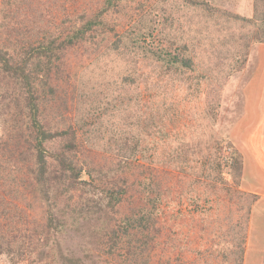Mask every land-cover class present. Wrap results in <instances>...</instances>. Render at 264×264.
<instances>
[{
	"label": "rangeland",
	"instance_id": "1",
	"mask_svg": "<svg viewBox=\"0 0 264 264\" xmlns=\"http://www.w3.org/2000/svg\"><path fill=\"white\" fill-rule=\"evenodd\" d=\"M106 1L61 0L43 8L45 0H0V10L13 4L9 22L24 21L32 32L34 16L41 30L58 34L83 8L93 15ZM199 2L191 6L182 0L119 1L102 14L100 28L64 53L57 77L64 92L57 97L65 100L66 108L61 106L53 116L47 108L45 114L53 125L61 120L59 113L71 121L79 160L92 170L94 179L87 181L98 191L99 185L126 190L117 212H109L107 228L94 234L81 230L63 238L69 245L66 253L86 264H137L146 259L147 252L123 254L126 241L120 230L124 216H137V209L145 197H153L158 184L166 193L156 225L160 233L154 236L146 264H264V253L257 255L259 259L245 258L250 209L256 198L240 186V176L233 179L234 168L225 166L226 145L238 152L240 160L241 150L251 153L252 145L264 146L260 88L264 71L253 84L256 72L248 65L252 48H258L252 40L258 21L234 22L226 17L230 13L250 18L255 0ZM257 3L258 10L264 11V3ZM5 37L10 39L11 32L0 30V48ZM259 45L263 53L264 44ZM151 48L189 57L194 68H183L182 74L172 69L165 75L160 63L147 58ZM127 77L133 82L125 81ZM11 83L0 70V227L12 236H26V253L16 264H57L49 256L31 262L35 245L29 244L28 237L37 243L33 231L44 223L47 206L28 192V162H21L18 155L27 149V129L22 120V126L17 125V117L23 118L22 93ZM251 86V99L245 101L244 87ZM246 107L252 113L248 118ZM124 142L126 155L120 148ZM98 191L84 197L98 201ZM80 194V189L72 190L73 201ZM54 212L60 215L55 208ZM259 222H264V216ZM110 230H116V241L121 238L116 247ZM130 232L136 245L142 236ZM261 232L264 240V228ZM56 237H51L49 247L59 241ZM0 264L11 261L0 256Z\"/></svg>",
	"mask_w": 264,
	"mask_h": 264
},
{
	"label": "trees",
	"instance_id": "2",
	"mask_svg": "<svg viewBox=\"0 0 264 264\" xmlns=\"http://www.w3.org/2000/svg\"><path fill=\"white\" fill-rule=\"evenodd\" d=\"M66 1L62 0V2ZM119 1L122 0L106 1L93 15H88L87 10L83 8L82 12L74 20H71V23L69 21V25L58 34L47 28L41 30V26L35 24L37 22L34 16L31 17L32 32L24 21L15 19L18 23L9 22L13 16L11 9L13 4H10V7L3 6V9L0 10V30L2 33L8 32V35L11 32V38L5 37L6 43L0 48V70L22 93L20 101L23 104V118L17 117L20 121L17 125L22 126V120L27 129V139L24 144L27 147L26 153L22 155L21 152L18 155L23 158L21 162H28L26 166L28 192L38 198L40 202H45L47 206L44 223L37 225L33 231L37 243H32V236L28 237L29 244L35 245V255L31 262L42 261L43 257L49 256L57 264H86L80 258L69 254L70 252L66 253L69 250V245L63 238L65 235L72 238L81 230L90 231L92 234L97 233L98 229L103 231L109 224V212H117L116 208L123 201L121 196L126 194L125 189L117 191L103 185H99L98 191L93 182L87 181L86 178L90 181L94 179L91 175L92 170L85 168L79 160L77 132L71 121L62 119L64 116L59 113L61 120H55L53 125L45 114L47 108L52 116L61 106L64 105L63 108H66L65 100L57 97L58 93L64 92L57 78L59 69L64 65V53L78 43L87 40L94 30L100 28L102 14ZM182 1L191 6L201 4L199 0ZM58 2L61 0H45L42 7L49 8L50 4L56 5ZM257 2L264 3V0H255L252 16L248 19L230 13H227L226 17L231 18L234 22L257 20L258 27L252 40L253 43L264 44V11L258 10L259 3ZM15 6H17L16 3ZM206 8L213 10L212 6L208 4ZM35 10L38 11L36 8ZM134 41L132 38L131 42L134 43ZM119 45L117 44L114 49H117ZM146 53L149 54L147 57L149 60L160 63L162 69H165L163 73L165 75L172 69L182 74L183 68L186 70L194 68L189 57H177L167 50L156 51L151 48L147 49ZM125 81L133 82L129 77L125 78ZM57 100L60 101L59 104ZM16 104L18 105L17 101ZM79 127L82 128L80 125ZM49 144H54L55 149L50 150ZM125 145L126 142L120 146L121 149L124 148L123 155H126ZM226 147H228L227 157L229 158L225 159L226 164L225 162L224 164L234 168L236 173H234L233 179L237 181L241 172V160L238 152L231 145H226ZM216 166L219 167V161H216ZM76 189H80L81 194L78 201H73L72 190ZM95 191L99 192L98 201L84 197V195ZM152 191L154 192L153 197H150L152 195L145 197L144 205L137 209L139 212L137 216H124L122 220L123 227L120 232L124 236L121 238L126 241L123 254L132 256L149 253L143 262L137 264L148 263L149 255L155 246L154 236L160 233V229L156 225L160 214L159 206L163 204V195L166 191L160 190L159 184ZM100 201L102 204H99ZM54 208L59 212V216H56ZM95 225L98 227H93ZM130 230L138 233L133 236H142V239L136 240L137 243L134 242L136 245H132ZM110 231L112 239L115 236L113 246L116 247L121 238L116 241L118 235L116 230ZM9 232V230L0 227V256L7 257L11 264H16L26 253L24 247L26 236L24 234L12 236ZM52 236H57L56 239L59 236L60 239L59 241L55 240L54 244L49 247ZM44 248L45 250H43ZM92 264L95 263L92 262Z\"/></svg>",
	"mask_w": 264,
	"mask_h": 264
},
{
	"label": "crops",
	"instance_id": "3",
	"mask_svg": "<svg viewBox=\"0 0 264 264\" xmlns=\"http://www.w3.org/2000/svg\"><path fill=\"white\" fill-rule=\"evenodd\" d=\"M253 47L249 54V66H253L255 69L254 73L256 75L254 78H251V82L253 84L257 83L258 74L264 71V52H259L260 45L256 44ZM264 49V47H263ZM255 63V64H253ZM253 73V74H254ZM264 73V72H263ZM264 78V77H263ZM247 89L250 87H246ZM244 87V99L248 101L251 99V93L254 91V87L251 86L249 96H245V91L247 90ZM260 88H263L264 91V81L262 82V86L260 84ZM262 100L264 101V94L262 92ZM253 105V104H252ZM264 108V104H263ZM256 110V111H255ZM253 111V118L256 116V112L258 113V108ZM246 112L248 114L247 118L252 115L249 114V111L246 107ZM263 118H264V110H263ZM251 153L240 152L241 154V182L240 186L250 194L255 196V201L251 205L250 209V219L249 224L247 226V236L245 239V258L256 255V259H259L257 255L264 253V244L261 245L260 241L263 240L261 238L262 230L264 228V222H259L260 219L264 216V146L258 147L256 145L251 146ZM255 155V156H254ZM254 156V157H253ZM257 156V157H256ZM252 161L250 165L248 161ZM264 241V240H263Z\"/></svg>",
	"mask_w": 264,
	"mask_h": 264
}]
</instances>
